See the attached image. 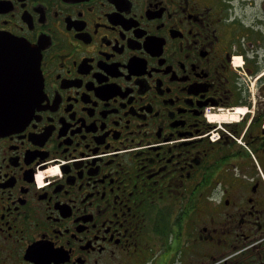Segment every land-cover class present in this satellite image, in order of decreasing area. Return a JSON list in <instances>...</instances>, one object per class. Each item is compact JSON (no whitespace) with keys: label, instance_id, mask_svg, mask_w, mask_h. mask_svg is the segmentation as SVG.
<instances>
[{"label":"flooded vegetation","instance_id":"1","mask_svg":"<svg viewBox=\"0 0 264 264\" xmlns=\"http://www.w3.org/2000/svg\"><path fill=\"white\" fill-rule=\"evenodd\" d=\"M4 39L38 68L0 131V264H264V0H0Z\"/></svg>","mask_w":264,"mask_h":264},{"label":"water","instance_id":"2","mask_svg":"<svg viewBox=\"0 0 264 264\" xmlns=\"http://www.w3.org/2000/svg\"><path fill=\"white\" fill-rule=\"evenodd\" d=\"M0 48L8 50L7 52H13L14 56L21 54L19 56L20 59L21 56H23V60H25L26 58L25 61L29 64L30 88H31L30 96L25 97L24 100L22 97L13 98L12 100L13 110L9 114L1 113L0 111V131H1L23 125L31 117L34 102L37 100L35 96V87L37 85L35 73L38 68V65L34 63V51L30 46L26 44L4 39L0 41Z\"/></svg>","mask_w":264,"mask_h":264}]
</instances>
